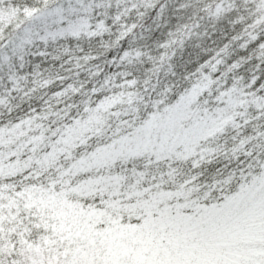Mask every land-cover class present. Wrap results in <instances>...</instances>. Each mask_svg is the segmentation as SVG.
Listing matches in <instances>:
<instances>
[{
  "label": "trees",
  "instance_id": "obj_1",
  "mask_svg": "<svg viewBox=\"0 0 264 264\" xmlns=\"http://www.w3.org/2000/svg\"><path fill=\"white\" fill-rule=\"evenodd\" d=\"M63 1L0 0L3 45ZM147 1L74 11L9 54L0 264H87L90 243L111 264H264V33L244 20L165 50ZM140 133L164 144L158 160L112 158Z\"/></svg>",
  "mask_w": 264,
  "mask_h": 264
},
{
  "label": "rangeland",
  "instance_id": "obj_2",
  "mask_svg": "<svg viewBox=\"0 0 264 264\" xmlns=\"http://www.w3.org/2000/svg\"><path fill=\"white\" fill-rule=\"evenodd\" d=\"M106 2H109V0H65L58 6H54L43 13L32 15L31 17H22L21 22L28 23L21 30L22 32L13 34L14 37L12 35L8 37L5 45H3V39H0V81L1 71L9 61V54L19 53L22 48L21 41L24 40V31L34 32L45 28L53 29L67 21L74 11H86L95 3L102 6ZM145 6L152 7L154 11L152 16L145 19L146 24L152 25L149 29V36L155 35L165 50L176 45L180 40H188L190 38L189 41L198 40V38L214 32L220 33L225 25L234 26L236 23L244 22V20H247L248 25L246 26L251 27L248 39L253 40L258 34L264 33V0H149ZM20 24H13L10 21L4 27L9 31L13 30V28L17 29ZM166 54L164 53L165 56ZM178 115L179 121L177 122H179L180 128L176 127L175 133L181 135L184 139L186 135L185 129L187 128L184 122L188 116L179 113ZM194 119L195 117H193ZM168 122L169 124L167 126L164 125L161 131L164 143L167 142V139L174 136L172 129L174 120L168 119ZM181 137L175 136L172 140V149H176L183 144L179 143L176 145V143L181 141ZM144 138L142 133H140L134 139L127 141L124 146H118L112 158H120L121 162L124 159L131 162L134 159L143 157L142 159L149 164H151L150 157L152 156H155L156 160H158L164 144H162L161 148H157L152 135H149L146 139ZM111 164L112 160L99 161L98 163L92 162V167L104 170ZM69 228L77 229V226H69ZM83 253L85 257H89L86 260L87 264H111L106 256L103 259L102 256L94 252L92 243L87 248H84ZM75 256L77 257V254ZM73 263L69 261V264Z\"/></svg>",
  "mask_w": 264,
  "mask_h": 264
}]
</instances>
